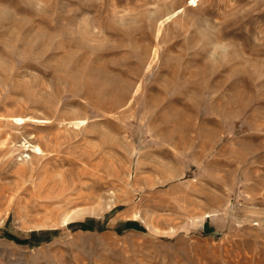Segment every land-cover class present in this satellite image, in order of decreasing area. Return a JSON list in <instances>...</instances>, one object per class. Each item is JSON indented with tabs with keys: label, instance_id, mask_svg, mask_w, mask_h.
Instances as JSON below:
<instances>
[{
	"label": "rangeland",
	"instance_id": "1",
	"mask_svg": "<svg viewBox=\"0 0 264 264\" xmlns=\"http://www.w3.org/2000/svg\"><path fill=\"white\" fill-rule=\"evenodd\" d=\"M0 264H264V0H0Z\"/></svg>",
	"mask_w": 264,
	"mask_h": 264
},
{
	"label": "bare ground",
	"instance_id": "2",
	"mask_svg": "<svg viewBox=\"0 0 264 264\" xmlns=\"http://www.w3.org/2000/svg\"><path fill=\"white\" fill-rule=\"evenodd\" d=\"M33 152H36L37 154H40V155H42L44 153V151L38 146L34 147Z\"/></svg>",
	"mask_w": 264,
	"mask_h": 264
}]
</instances>
